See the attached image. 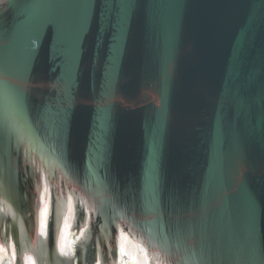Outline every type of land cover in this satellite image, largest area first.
Returning a JSON list of instances; mask_svg holds the SVG:
<instances>
[{
    "label": "water",
    "instance_id": "1",
    "mask_svg": "<svg viewBox=\"0 0 264 264\" xmlns=\"http://www.w3.org/2000/svg\"><path fill=\"white\" fill-rule=\"evenodd\" d=\"M0 249L264 264V0H0Z\"/></svg>",
    "mask_w": 264,
    "mask_h": 264
},
{
    "label": "bare ground",
    "instance_id": "2",
    "mask_svg": "<svg viewBox=\"0 0 264 264\" xmlns=\"http://www.w3.org/2000/svg\"><path fill=\"white\" fill-rule=\"evenodd\" d=\"M60 245H61V247L63 249L64 248V245H65V243H64V236H63V240H61V244ZM124 249H125L126 253L129 256H131V257L134 256L133 253L135 251V245L133 243H131L129 240L125 242ZM5 254H6L5 251L2 250V249H0V264H1V260L5 256ZM25 264H35V261L32 258V256H30V255H27L26 256ZM136 264H147V262H146V260L140 258L139 260H137V263ZM155 264H157V263L155 262Z\"/></svg>",
    "mask_w": 264,
    "mask_h": 264
}]
</instances>
